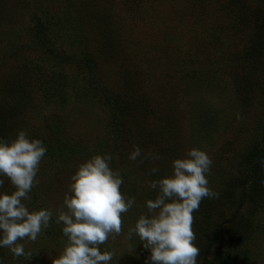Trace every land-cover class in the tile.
Wrapping results in <instances>:
<instances>
[{
  "label": "rangeland",
  "instance_id": "rangeland-1",
  "mask_svg": "<svg viewBox=\"0 0 264 264\" xmlns=\"http://www.w3.org/2000/svg\"><path fill=\"white\" fill-rule=\"evenodd\" d=\"M0 115L14 138L22 129L45 145L24 203L53 211L35 241H18L26 255L0 248L3 264H52L66 242L54 221L70 177L105 153L135 203L100 248L113 252L110 264H151L128 229L156 196L148 182L192 148L210 157L218 193L192 213L197 264L223 223L217 254L264 264V173L242 185L264 150V0H0ZM134 146L141 157L130 161Z\"/></svg>",
  "mask_w": 264,
  "mask_h": 264
},
{
  "label": "clouds",
  "instance_id": "clouds-1",
  "mask_svg": "<svg viewBox=\"0 0 264 264\" xmlns=\"http://www.w3.org/2000/svg\"><path fill=\"white\" fill-rule=\"evenodd\" d=\"M46 151L42 141L29 138L22 129L11 141L0 139V186L6 177L14 188L10 194L0 192V248H8L14 258L26 255L18 241H35L53 217L51 209L29 211L24 203L39 183L36 176ZM140 157L141 149L134 146L127 158L136 161ZM143 158L159 159L154 153ZM112 159L108 153L94 155L70 177L54 221L62 224L66 242L52 264H110L113 252L102 251L100 246L121 233L122 214L135 203L133 197L121 193L123 178L112 169ZM211 164L205 151L192 148L171 162L170 175L148 182L156 196L145 201L147 212L139 215L127 237H137L150 251L151 264H197L200 250L193 244L192 213L202 199L218 198L208 186ZM149 171L155 175L158 169Z\"/></svg>",
  "mask_w": 264,
  "mask_h": 264
},
{
  "label": "trees",
  "instance_id": "trees-1",
  "mask_svg": "<svg viewBox=\"0 0 264 264\" xmlns=\"http://www.w3.org/2000/svg\"><path fill=\"white\" fill-rule=\"evenodd\" d=\"M0 120H1V122H0V139H3V140H5V142H8L10 140V137H11L13 140L14 134H12L10 129L7 130L5 127L6 116L0 115ZM262 173H264V150L260 154L259 160L256 162V164L252 168V175H250L248 177V179H245L243 181L242 185L249 183V182H256L258 177ZM242 194H243V199H245L246 193H242ZM225 200H227V199L225 198ZM225 200L221 199L220 205L223 204V206H225L226 205ZM207 205H208L209 210H213V209L217 208V206H218L216 203H214L213 201H209V200L207 202ZM240 207H241V203L236 208V212H235L236 214H233L231 216V218H230L231 222L236 220L237 211L239 212ZM223 224H225V223H223ZM222 225H214L213 226L214 229L212 230V233L210 235V240H208L207 243L205 245H203L202 250H201V257H202L201 264H227L228 260H226L223 257V255L217 254V249H215V247H217V245L222 241V236L220 234V228ZM222 228H223V226H222ZM207 237H209V236H207ZM225 241H227V239H225Z\"/></svg>",
  "mask_w": 264,
  "mask_h": 264
}]
</instances>
